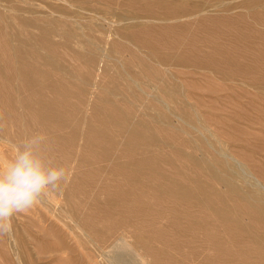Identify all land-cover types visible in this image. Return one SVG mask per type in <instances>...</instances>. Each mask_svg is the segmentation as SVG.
I'll use <instances>...</instances> for the list:
<instances>
[{"label": "rangeland", "instance_id": "374dc122", "mask_svg": "<svg viewBox=\"0 0 264 264\" xmlns=\"http://www.w3.org/2000/svg\"><path fill=\"white\" fill-rule=\"evenodd\" d=\"M93 1L123 13L168 8L153 5L161 0L133 6L126 5L127 0ZM24 5L0 0V63L7 66L6 61L20 59L27 70L46 53L50 63L59 59L82 75V55L73 52L87 51L84 40L68 39L61 25L52 22L45 25L50 27L46 35L41 25L22 18L30 15L20 11ZM44 11L50 13L49 8ZM237 13L243 16L226 21L222 9L213 8L209 19L189 20L187 27L163 35L156 32L155 42L137 26L141 20L114 25L135 28L108 34L104 46L110 55L96 92L102 96L108 90L126 111L138 87L154 77L152 70L164 69L173 87L165 102L155 100L147 114L132 117L138 129L133 135L116 124L107 126L101 142L93 146H73L67 137L60 147H50L56 164L76 156L74 168L59 189L47 190L28 212L12 217L11 236L16 233V239L0 236V264H115L109 241L102 239L118 226L130 230L125 257L131 264H264L255 257L264 250V221L256 220L234 190L255 191L264 204V51H258L264 49V0L230 9L227 15ZM80 31L82 36L93 33L84 24ZM189 41L195 42V49L185 48ZM214 48L230 51H211ZM44 67L52 75L61 74L52 64ZM11 78L0 81L11 97L17 89L22 93L29 88L16 73ZM42 84L47 88L46 80ZM104 108L101 103L90 114L103 116ZM3 109L0 165L7 164L14 146L26 136L42 133L37 126L28 125L25 131L10 124L3 127L8 122ZM198 126L206 128L199 133ZM129 137L134 145L122 149L121 141ZM140 158L142 163L135 160ZM240 168L249 173L250 182ZM181 187L199 198L186 195ZM205 202L219 205L224 216L204 210Z\"/></svg>", "mask_w": 264, "mask_h": 264}, {"label": "bare ground", "instance_id": "6f19581e", "mask_svg": "<svg viewBox=\"0 0 264 264\" xmlns=\"http://www.w3.org/2000/svg\"><path fill=\"white\" fill-rule=\"evenodd\" d=\"M19 1L25 3L23 7H19L20 11L30 14L22 18L41 25L46 35L50 31V27L45 25L52 22L53 24L61 25V31L65 34L66 32L68 33V39L76 37L81 41L84 40L88 47L87 51L83 53L81 51L73 52V56L82 55V75L79 74L80 70L77 74L74 69L69 68L59 59L50 63L48 60L49 55L46 53L42 54L44 57L43 61L32 63L29 67L30 69L27 70L22 69L23 60L20 59L13 62L6 61L7 66H3L0 63V73L2 74L0 76V81L12 82L11 75L12 73H16L17 76L28 82L27 84L29 85V88L24 89L22 93H19L17 89V95L14 97H11L7 90H3L4 88H0V107L4 108L5 118L8 121L4 123L3 127H8L10 124L18 127L21 131H25L28 125L30 127L37 126L38 130L42 131L41 134L46 137L43 147L46 154L51 158L50 147H60L63 138L70 137V143L73 146L76 144V146L79 147L87 144L86 146L90 147L97 144L98 140V143L101 142V135L106 132L105 128L107 126L116 124L129 135L135 134V132H138V129L132 125V117L134 118L138 114H147V109L154 105V101H164V97L166 94L168 95V88L173 87L171 82L168 81L164 69L159 71L152 70L151 74L152 76L154 75V77L146 78L138 87L139 92L134 95L131 102L132 105L128 107L126 111L121 110L119 106L120 101L116 99L112 93L108 92V90H103L102 96L100 95V91L96 92V88L100 87V80H98V77L105 69L106 60L110 55L109 51L105 50L104 46L108 34L110 33L111 35V33L119 30L135 28L133 25L131 27L130 25H123L118 29L115 28L114 25L122 21L129 22L141 20L142 22L138 23L137 26L147 31L150 40L155 42L156 39H154L153 36L156 32H161L163 35L168 31L174 32L187 27L189 20L197 19L198 21H203L209 19L211 18L207 15L209 10L216 7L222 9V17L225 19L228 18L226 21L232 20L233 18H241L243 16L242 13H237L235 16H229L227 13L230 9L249 6L257 0H199L193 1L190 4L187 2L178 3L175 0H161L153 5H165L168 7L166 10L160 11L150 7L146 10L136 9V11H133V8H128L130 11H133L130 13L109 11L106 8L98 6L93 0ZM145 1L146 0H127L125 4L133 6ZM45 8H49L50 13H45ZM55 11H59L60 14L56 16L53 15ZM83 24L89 26L93 33L82 36L80 30ZM246 29L248 28L246 27ZM252 29L255 32L258 31V33L262 32L260 29ZM151 41L149 42L150 44L153 43ZM195 46V42L192 43V41H189L185 48L195 49ZM258 49V51H264L263 48ZM196 51H199V49ZM211 51L230 50L214 48L211 49ZM12 54L13 53H11V55ZM37 56H39V54H37ZM45 64L56 66L60 69L61 74H50L45 70ZM40 69L42 71H40ZM45 80L48 83V86H46L48 89L42 84ZM34 84H37L38 87H32ZM101 103L105 104L103 111L104 115L90 114V110L97 112L100 109ZM162 110L163 109L160 108V111ZM173 115L176 114L173 113ZM2 120L3 122L5 121L4 119ZM205 128V126L195 127L196 131L199 133H202V130ZM92 136L94 137L92 138ZM80 140L83 142L82 144ZM133 140V137L124 139V142L122 140L120 143L121 148L126 149L134 145ZM75 160L76 156H73L63 162L62 165L66 169V177L69 176L68 174L74 168ZM135 160H137V162H143L142 158ZM120 162L121 161L118 160L116 164ZM240 171L243 179L250 182L249 173L245 172L242 168H240ZM180 190L186 195L193 196V198L198 197L196 192L186 187H181ZM234 190L237 193V198L244 201L246 207L256 216V220L258 222H263L264 204L257 193L255 191ZM206 193L219 195L217 192L211 193L210 191H206ZM203 205L204 210L214 212L221 217L224 216L220 212L219 205L213 202H205ZM230 222L234 225L235 220L231 219ZM236 224L241 226L238 223ZM128 232H130V230L126 226H118V228L107 232V237L102 239V241H109V256L115 264H131L125 257L128 247ZM12 236L11 238H14ZM260 242L263 246L264 237L261 238ZM261 251L262 252H260V250L257 251V255H255L256 258L260 257L264 259V250ZM256 263V260H251L245 264ZM174 264H176V262ZM177 264L188 263L178 262Z\"/></svg>", "mask_w": 264, "mask_h": 264}, {"label": "clouds", "instance_id": "9594fccd", "mask_svg": "<svg viewBox=\"0 0 264 264\" xmlns=\"http://www.w3.org/2000/svg\"><path fill=\"white\" fill-rule=\"evenodd\" d=\"M45 135L26 136L6 165H0V236L11 235L12 217L28 212L47 190H57L66 177L63 165L44 150Z\"/></svg>", "mask_w": 264, "mask_h": 264}]
</instances>
